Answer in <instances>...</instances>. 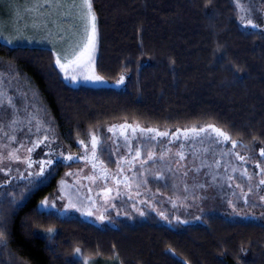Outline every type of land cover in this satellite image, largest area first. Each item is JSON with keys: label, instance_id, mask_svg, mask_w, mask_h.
Returning a JSON list of instances; mask_svg holds the SVG:
<instances>
[{"label": "trees", "instance_id": "16d2710c", "mask_svg": "<svg viewBox=\"0 0 264 264\" xmlns=\"http://www.w3.org/2000/svg\"><path fill=\"white\" fill-rule=\"evenodd\" d=\"M90 1L96 71L108 80L123 77V87L70 86L51 50L0 41V91H10L16 108L5 105L1 113L0 96V122L15 130L23 121L32 130L42 122L64 155L79 154L90 132L116 123L191 133L212 126L228 135L219 142L237 152L261 203L237 197L227 205L200 203L175 221L144 214L98 227L38 208L79 164L45 156L52 169L42 180L11 188L9 177L0 185V264H264V31L243 27L238 5H253L262 22L264 0Z\"/></svg>", "mask_w": 264, "mask_h": 264}, {"label": "rangeland", "instance_id": "374dc122", "mask_svg": "<svg viewBox=\"0 0 264 264\" xmlns=\"http://www.w3.org/2000/svg\"><path fill=\"white\" fill-rule=\"evenodd\" d=\"M238 5L246 16L242 26L264 31V19L260 21L255 7L252 5L251 11L249 5ZM91 13L95 17V41L89 53L85 45L92 24L84 0H0V41L9 46L51 50L56 69L70 86L122 88L121 79L108 80L96 71L98 29L92 5ZM96 76L101 79L96 80ZM12 94L23 110L21 97ZM0 96L5 102L1 113L5 105L16 109L10 103V91H0ZM3 117L0 114V120ZM36 123L33 131L24 121L19 123V130L0 122V185L9 177L16 182L10 184L11 188L20 187L28 179L42 180L52 169L45 166V156L78 162L62 174L56 190L38 203V208L59 217H76L98 227H118L121 217L135 220L144 214L163 222L168 220L167 214L175 221L200 203L227 205L237 197L261 203L254 197L252 176L235 161L237 152L219 142L225 139L213 127L191 133L148 131L150 128L116 123L90 132L89 144L81 146L79 154L64 155L57 138L42 130V122ZM165 132V136L157 135ZM211 134L217 141L206 136ZM106 151L114 162L112 167L103 157ZM241 178L245 182H240Z\"/></svg>", "mask_w": 264, "mask_h": 264}, {"label": "snow or ice", "instance_id": "6c2138e0", "mask_svg": "<svg viewBox=\"0 0 264 264\" xmlns=\"http://www.w3.org/2000/svg\"><path fill=\"white\" fill-rule=\"evenodd\" d=\"M84 3L85 5H87L88 9H89V16H90V19H91V24H92V31H91V34L88 36V44L85 45V51L86 52H89L91 51V49L94 47V41H95V17L94 15H92L91 13V4L89 3V0H84ZM253 27H255V25H253ZM84 53H81V55H83ZM59 63V61H58ZM89 79H91L89 77ZM96 80H100L101 78L99 76H96L95 77ZM121 83L123 82V77L121 78ZM209 127H212V126H209ZM205 129L201 128L200 131H204ZM148 131H153L152 129H148ZM191 131L195 132L196 129L193 128ZM213 131L216 132V134L218 136H222L225 140L229 139L228 135L224 132H222L221 130L219 129H216L215 127H213ZM157 135H161V136H165L167 135V133H157ZM94 146H95V142H94ZM233 146L235 147L236 146V142L233 141ZM261 155H264V150H262L261 152ZM240 158V157H238ZM69 159H71L69 157ZM48 163H51V161H49ZM42 168H43V165H42ZM261 183H264V181H261ZM90 215V213H89ZM100 219H103L102 217H100ZM0 235H2V233H0Z\"/></svg>", "mask_w": 264, "mask_h": 264}]
</instances>
